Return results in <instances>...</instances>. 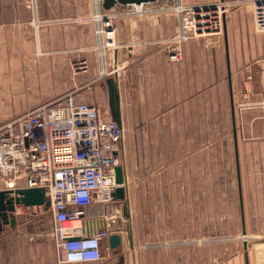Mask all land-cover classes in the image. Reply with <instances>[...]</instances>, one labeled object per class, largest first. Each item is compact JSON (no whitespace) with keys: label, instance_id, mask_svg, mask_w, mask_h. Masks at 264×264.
<instances>
[{"label":"crops","instance_id":"1","mask_svg":"<svg viewBox=\"0 0 264 264\" xmlns=\"http://www.w3.org/2000/svg\"><path fill=\"white\" fill-rule=\"evenodd\" d=\"M217 1L220 0H192L190 4L195 6ZM37 2L34 19L41 21L44 24L42 27L47 26L39 36L40 48L52 53H61L64 59L67 57L64 53L76 52L80 57L78 60L88 65L87 72L77 75L75 87L79 88L80 85L84 89L90 88L97 84L102 76H106L104 85L100 88L108 92L107 79L117 76L124 130L119 150V165L124 167L129 201L135 200L134 196L140 194L143 203L155 201L176 203L179 201L181 190L185 196L188 187L187 199L184 200L188 201L189 207L190 163L191 157H195L197 153L195 128L197 90H212L214 86L225 91L232 89L235 91V100L238 101L237 92L244 83H247L255 91L257 101L264 100V33L255 30L253 7L246 5L232 9L226 16L223 37L203 39L204 41L190 40L185 45L183 60L176 62L170 60L164 45L161 46V43L176 36L179 31L180 22L174 15L118 21L114 30V41L118 42V48L109 50L106 45L105 48L108 50L101 53V39L97 34L101 24L95 22L93 17L106 13L103 3H97L96 0H37ZM182 2L188 4V0ZM76 20L80 21L69 23ZM104 39L105 43L108 42L107 37ZM213 53H223L220 67L215 70V74L211 60ZM201 56L205 59L203 65L198 64ZM90 65L93 67L91 70ZM107 65L110 67L106 68ZM89 71L94 73V78L81 82ZM61 81L64 82L62 78ZM58 86L55 85V88ZM79 96L76 94L75 98ZM138 113L141 114L139 118L136 116ZM248 115L250 114L245 113L244 120ZM251 116L256 123L254 129L256 125L257 140L262 144L264 108L256 110ZM138 121L143 123L142 128L132 129L126 135L127 124ZM152 123H156L155 128L152 127ZM242 129L243 132L241 133L239 129V133L244 136L245 129L244 127ZM137 137L141 138L140 145L133 140ZM242 147L236 145L238 158ZM260 150L261 152L264 150V145H260ZM138 153L141 154L139 160L134 156ZM185 161L188 162L187 167L183 163ZM181 163L184 171H188L187 181L180 178ZM119 203L121 202L95 205L90 207L88 212L91 216L100 218V229L104 226L112 229L116 234L123 235L124 241L126 230L121 220L123 218L129 220L131 215L126 216L124 209L120 212L116 207ZM178 224L176 222L173 226L176 227ZM52 226V214L48 210L17 211L16 226H6L0 233V264H57ZM103 248L107 250V241L104 242ZM235 262L250 264L247 259L243 262L238 258ZM148 263L149 260L145 259L139 261L134 257L131 259L122 257L108 259L106 262L102 260L97 264ZM156 264L198 262L189 257L157 259ZM251 264H254L253 261Z\"/></svg>","mask_w":264,"mask_h":264},{"label":"rangeland","instance_id":"2","mask_svg":"<svg viewBox=\"0 0 264 264\" xmlns=\"http://www.w3.org/2000/svg\"><path fill=\"white\" fill-rule=\"evenodd\" d=\"M191 1L188 0L185 5L194 6ZM36 8H33L32 0H0V126L70 93L80 95L76 98L78 101L92 104L102 113L110 111L108 92L100 88L106 76L90 88L84 89L80 85L77 88L74 86L77 75L88 71V65L78 60V53H64L67 55L64 59L61 53L40 48L39 36L47 26L42 27L44 24L41 21V25L35 23ZM118 21L114 23V29ZM223 35L224 32L221 37ZM106 37V31L100 35L101 53L108 50L105 48L108 45ZM215 37L219 36L199 39ZM164 47L168 53L169 45L164 43ZM114 48H118L117 41L115 47H109V50ZM222 54L212 55L214 74L220 67ZM60 56L62 58H58ZM204 61L201 56L198 64L203 65ZM109 67L107 65L106 68ZM92 68L90 65L89 69ZM60 71L63 74L60 75ZM85 75L81 82L94 78L92 71ZM55 85H59L58 88ZM255 94L247 83L237 92L238 101L232 89L225 91L214 86L212 90H197V153L191 157L190 163V211L188 201L184 200L187 199L188 187L185 196L181 190L176 203H143L141 195H135L136 199L130 200L128 209L131 218L121 220L124 227L121 226L126 230L124 241L114 251L103 248L104 262L113 258L134 257L156 264L157 259L190 257L198 264H235L238 258L255 264V258L264 259V150H260V145L264 143L260 144L257 140L256 123L251 116L256 110L264 108V100L257 101ZM245 113L250 115L244 120ZM136 116L139 118L141 114ZM142 124L139 121L128 123L126 135L132 129H141ZM155 124H151L153 128ZM185 125L187 127V123ZM190 126L192 131V121ZM243 127L244 136H241L239 129L242 133ZM133 140L140 145V137ZM237 144L243 145L239 158ZM134 156L139 160L141 154ZM183 163L188 166L187 161ZM180 178L188 180V171H184L182 163ZM0 187H3L1 179ZM116 207L123 212L125 202ZM176 222L179 224L174 227ZM129 235L133 236L134 249Z\"/></svg>","mask_w":264,"mask_h":264},{"label":"built area","instance_id":"3","mask_svg":"<svg viewBox=\"0 0 264 264\" xmlns=\"http://www.w3.org/2000/svg\"><path fill=\"white\" fill-rule=\"evenodd\" d=\"M32 5L35 9L36 0ZM246 5L253 7L255 30L264 33V0H220L195 6L182 0H158L118 5L108 12L107 20L101 14L93 20L102 25L97 34L106 31L107 46L115 47L116 21L174 15L180 22L179 31L162 44L169 45L170 60L179 62L186 42L221 36L226 16ZM35 23L42 24L37 18ZM123 135L110 111L102 113L71 93L0 126L2 189L45 190L48 209L39 206L17 211L51 212L57 264H97L103 260V244L116 232L105 226L100 229V218L91 216L88 209L117 202L113 196L118 188L115 167L120 163ZM258 263L264 264V259L255 258Z\"/></svg>","mask_w":264,"mask_h":264},{"label":"water","instance_id":"4","mask_svg":"<svg viewBox=\"0 0 264 264\" xmlns=\"http://www.w3.org/2000/svg\"><path fill=\"white\" fill-rule=\"evenodd\" d=\"M158 0H103L104 18L107 20L108 12L114 9L118 5L128 4H140L147 2H156ZM116 56L118 52L115 53ZM108 86V97H109V109L113 120L123 128L122 114H121V103H120V90L117 81V76L110 77L106 81ZM115 178L118 188L114 193V200L117 202H125V214H129L130 201L127 195V182L124 174L123 165L115 167ZM43 206L46 209L49 208L50 202L46 197L45 190L43 188L34 189H16V190H0V233L4 231L6 226H16V211L17 209L26 207H39ZM131 218V217H130ZM246 228L243 226V235L245 236ZM132 237L129 235L131 241V247L134 249ZM108 249L114 251L118 249L122 243V237L119 234H112L107 240ZM245 247L247 245L245 244Z\"/></svg>","mask_w":264,"mask_h":264}]
</instances>
